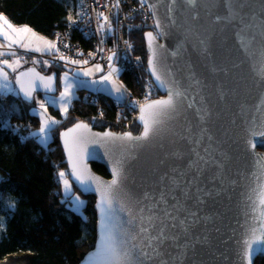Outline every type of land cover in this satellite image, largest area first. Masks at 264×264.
<instances>
[{
	"label": "snow or ice",
	"instance_id": "6c2138e0",
	"mask_svg": "<svg viewBox=\"0 0 264 264\" xmlns=\"http://www.w3.org/2000/svg\"><path fill=\"white\" fill-rule=\"evenodd\" d=\"M164 3V0H139L141 9L147 5V10L152 13L154 24L160 31L157 33L147 32L145 36L148 41V47L151 55L148 61L149 69L158 86L167 89V97L148 100L145 103L136 102L139 108L137 119L142 124V132L140 135L134 136L131 132L123 134H114L105 132L103 134L91 133L88 124L83 122L76 123L72 128L61 133L65 152L67 153L70 172L60 171L58 176L63 185L65 197L70 199L76 210L84 204L79 195L73 193L72 180L81 186L83 191L92 190L95 185V191L99 194V202L97 208L100 212V229L98 240L95 244L94 251L90 252L87 257V264H185L184 257L190 248H194L195 243H200V237H193L192 230L198 223V213L192 210L191 201L196 204L203 203V195H211L210 192L204 191L201 187V178L210 161L201 156L199 148L203 140V133L207 129L201 127V135L199 138L192 136H183L182 139L188 140L191 145L189 151L192 158L188 160L184 169L175 168L173 174H165L162 177L166 183L161 187L158 194L145 192L141 197L136 198L133 202L126 196L122 195V182L125 179V159L117 158L113 161L111 181H102L99 177L91 174L85 163L88 155L89 144H100L103 146H111L114 151L120 153H131V150L143 146V144L152 141L160 135L166 122L174 119L180 114V109L184 108V102L189 100L188 89L183 88L179 81L173 79L169 81L167 75L161 67L159 49L163 45L155 44L158 36L164 35L163 29L167 27L157 16V7ZM108 7V5H105ZM112 8L120 7V0H115L111 5ZM203 9L206 15L211 17V23L215 25L231 26L234 29V38L243 51L250 58L256 57L259 61L261 74L260 79L264 82V0H259V27L261 28L260 40L257 41V34L253 31L257 25V13L253 10V0H167L166 17L167 21L175 26L177 21L175 14L178 11L188 12L191 21H199L200 11ZM222 9V11H221ZM111 10V9H109ZM78 16L82 13H78ZM100 18L103 23H100ZM69 21L75 24L77 21L71 15ZM97 31H111V21L104 12L97 13ZM6 26V28H5ZM7 29V30H6ZM189 36H195L203 54L210 55L208 52L207 41L202 39L200 34L195 31L194 27L186 29ZM0 35L6 41H9L8 47L13 44L28 50L37 52H59L57 44L49 41L37 34L28 26L16 27L12 25L7 17L0 14ZM33 41H37V46L32 47ZM259 43V47L253 50V46ZM101 45L103 39H101ZM129 48L131 44L124 42ZM42 45V47H41ZM0 47H4L0 44ZM67 47V45H65ZM195 47V45H194ZM98 51H104L103 47ZM111 51V55L107 56L109 62L113 61L116 56L115 51ZM13 56L16 54L11 53ZM173 52L172 55H177ZM4 52H0V57L4 56ZM82 55V54H81ZM93 55V54H90ZM59 59L65 60L71 64H88V60H74L60 54ZM38 63V61H34ZM45 64L48 61L44 62ZM0 64L6 65L13 72L17 71L20 66L19 59L9 62L8 60H0ZM212 71H217L212 68ZM95 71H102L100 65H95ZM119 69L109 64V71L106 75L100 77L99 81L92 80V84L107 83L111 85L112 92L118 94V99L122 97V85H118L114 74ZM93 70L83 71L84 76H91ZM0 78L8 81V73L0 68ZM48 92L54 91L55 77L54 75L44 77L36 72L34 68L20 72L16 77V83L20 86V91L26 100L34 99L36 81ZM63 90L60 91L58 97H52L47 101H38L39 108L42 111L38 114L41 118L40 127L34 136H38L42 144L47 143L50 130L53 125L59 121L47 116L48 103L58 104L63 114H67L71 100L74 97L73 89L79 85L75 80L69 79L68 73H64L61 77ZM199 83V81H196ZM8 89V84H0V95L7 94L4 90ZM150 95V93H149ZM193 102L187 103V109H193ZM258 110L264 107V97L261 98V104L257 106ZM196 115L201 124L204 123L208 112L206 109L196 108ZM255 124V121H253ZM191 133V128L187 129ZM264 136V119L261 120L258 127L251 131V136ZM208 139L212 137L209 135ZM252 147L255 144L249 140ZM207 152V148L204 149ZM176 159L184 160V153H174ZM217 169L222 168L218 162L214 165ZM258 175L256 177V187L252 189L254 195H250L248 200L251 202L250 207L253 213L252 223L246 227L241 239L237 241L239 249L237 256L240 264H253V260L257 255H264V157L256 160ZM219 178L218 175L213 180ZM14 207V204L11 205ZM125 213L126 218H121L117 213Z\"/></svg>",
	"mask_w": 264,
	"mask_h": 264
},
{
	"label": "water",
	"instance_id": "95a60500",
	"mask_svg": "<svg viewBox=\"0 0 264 264\" xmlns=\"http://www.w3.org/2000/svg\"><path fill=\"white\" fill-rule=\"evenodd\" d=\"M155 2V0H150ZM166 4L161 3L157 7V16L167 25L163 29L164 35L158 36L155 44L163 45L159 49L162 70L167 75L169 81L175 79L180 82L183 88L188 89L189 100L184 102V108L180 109V114L166 122L160 135L150 142L143 144L139 148L131 150V153H120L114 151L111 146H101L100 144H89L88 155L85 159L91 174L99 177L102 181H111L113 161L123 157L125 159V179L122 182V195L131 201L141 197L145 192L158 194L161 187L166 183L162 180L165 174L172 175L175 168L184 169L188 160L192 158L189 151L191 145L188 140L182 139L183 136L199 138L201 127L207 129L203 133V140L199 148L201 156L206 157L210 163L201 178L200 185L211 195L203 196V203L196 204L191 201L192 210L198 213V223L192 230L193 237H200V243L190 248L187 256L183 259L185 264H240L237 256L239 241L245 232L246 227L252 223V211L248 197L254 195L252 189L256 187L257 181L254 173L258 175L256 160L262 158L257 153V148L264 147L258 139L264 136H251V131L259 126L264 119V107L258 110L261 98L264 97V82L261 81V68L256 57L250 58L237 44L234 38V29L231 26L215 25L211 23V17L206 15L201 8V19L191 21L188 12L178 11L175 14L176 25H171L166 17ZM254 11L257 13V27L253 31L257 34V41L260 40L261 28L259 27V0H253ZM222 11V9H221ZM194 27L202 39H206L208 52L210 55L203 54L196 40V37L189 36L186 29ZM160 30L145 31L143 38L146 48L149 50L148 61L151 50L145 36L147 32L157 33ZM253 46V50L258 49L259 43ZM195 45V47H194ZM178 52L177 55H172ZM147 61V70L153 86L159 91L160 95L155 99L167 97V89L158 86L152 76ZM217 71H212V68ZM34 68L41 76L48 77L54 75V91H46L36 81L35 91L39 95H54L57 93V74H45L37 66H30L16 73ZM199 81V83H196ZM19 97L26 100L20 86L16 83ZM195 102L193 109H187V103ZM34 100V99H33ZM196 108L206 109L208 115L203 124L198 120ZM139 108L137 109V117ZM136 122L141 126L139 133L131 131H112L110 128L105 130L96 129L92 124L83 120L89 125L91 133L103 134L112 132L123 134L131 132L134 136L142 132V124L137 119ZM255 121V124H253ZM76 122V123H78ZM76 123L70 125L72 128ZM67 128V129H69ZM191 128L192 132H187ZM60 132L59 141L64 152V159L67 170L70 172L67 153L65 152L63 139ZM212 139L209 140L208 136ZM251 140L255 147L249 143ZM207 148V152L204 149ZM174 153H184V160H178ZM222 165L217 169L215 163ZM93 163L102 165L108 170V177H103L92 169ZM219 178L213 180L214 176ZM72 184L83 196H93L95 198V211L97 212L96 240H98L100 229V212L97 208L99 194L94 190L83 191L74 179ZM121 218H126L125 213H117ZM95 247L88 251L78 264H87V255L94 251ZM257 255L254 260L258 259Z\"/></svg>",
	"mask_w": 264,
	"mask_h": 264
},
{
	"label": "trees",
	"instance_id": "16d2710c",
	"mask_svg": "<svg viewBox=\"0 0 264 264\" xmlns=\"http://www.w3.org/2000/svg\"><path fill=\"white\" fill-rule=\"evenodd\" d=\"M82 9V0H0V14L9 22L26 25L50 40L68 26L69 15L74 20L80 19L82 15L77 14L82 13ZM130 34L136 53L146 59V67L149 50L143 31ZM74 37H79L84 47L91 46L77 30ZM35 56L30 57L27 65L35 64ZM36 64L43 69V64ZM51 64L54 65L51 72L57 74L60 87L62 73L68 72V67L57 62ZM145 67L119 69V78L128 93L142 95L147 90V83L151 81ZM151 91L153 98L160 94L155 87ZM83 93L79 91V98L74 101L76 118L92 121L95 128L101 130L111 127L134 134L141 131L135 109L129 107L126 115L119 116L113 96L99 94L98 107L91 101L85 102ZM34 110L17 93L0 97V264H78L95 247L96 201L93 196H83L74 185L84 201L81 210L76 211L71 200L61 192L56 176L58 168L67 170L59 134L78 120L70 117L61 123L51 133L48 147L43 148L40 140L30 135L40 125ZM100 115L102 119L93 120ZM8 124L19 125L21 130L14 131ZM92 169L103 177L109 176L102 165L93 163ZM75 224H79L80 233L72 232ZM255 264H264V255L258 256Z\"/></svg>",
	"mask_w": 264,
	"mask_h": 264
},
{
	"label": "built area",
	"instance_id": "2783aa9c",
	"mask_svg": "<svg viewBox=\"0 0 264 264\" xmlns=\"http://www.w3.org/2000/svg\"><path fill=\"white\" fill-rule=\"evenodd\" d=\"M114 2L115 0H82L81 18L76 19L77 22L75 24L68 23V26L59 31L54 38V42L59 48V53L71 52L73 54L71 59L81 56H83L82 58L87 57L88 65H100L104 69L108 68L110 63L120 70H127L128 68L139 69L138 66H140V70L143 69L145 61L136 53V45L131 39L130 33L141 30L143 32L155 31L156 27L152 13L147 10V5H145L144 9L140 8L139 0H120L118 9L111 7ZM105 5H108V7H105ZM101 11L109 16L111 21L110 32L101 33L97 31V13ZM100 23H103L102 18H100ZM76 30L84 41H90V47H84L79 37H74ZM101 39H103L102 45L100 43ZM125 41L131 44L130 48L124 43ZM101 47H103L104 51H98ZM110 50L116 53L115 58L111 62L107 59V56L111 55ZM60 60L59 57L50 59L51 62L61 63L65 66V63ZM148 80H150V77ZM150 81L147 83L149 88L147 90H151L154 87L152 80ZM146 97L148 100L153 98V91H151L150 95L146 94L143 99H140L139 103H145ZM133 107L138 109L136 103L133 104ZM257 149V153L264 157V147Z\"/></svg>",
	"mask_w": 264,
	"mask_h": 264
},
{
	"label": "rangeland",
	"instance_id": "374dc122",
	"mask_svg": "<svg viewBox=\"0 0 264 264\" xmlns=\"http://www.w3.org/2000/svg\"><path fill=\"white\" fill-rule=\"evenodd\" d=\"M145 32V31H144ZM144 32H143V35H144ZM50 40V39H49ZM50 41H55V40H50ZM3 45H4V47H0V52H4L5 53V55L4 56H2V57H0V60H8L9 62H13V61H15V60H17V59H19V61H20V66L17 68V71L16 72H13L10 68H8L6 65H3V64H0V68H3L4 69V71H6L7 73H8V81H3V79L2 78H0V84H5V83H7L8 84V89H6V90H4L7 94H15V93H17L18 94V90H17V87H15V78H16V73H18L19 71H21V70H24L25 68H27V67H30V66H37V68L40 70V71H42L43 73H45V74H52V66H54L53 64H51V62H50V59L51 58H54V59H56V57H59L60 56V54H63L64 56H66V57H69V58H71L72 56H73V54L71 53V52H62V53H59V52H55V50H53V52H45V53H41V52H37V51H33V50H28V49H26V48H23V47H20V46H16V45H12L10 48L8 47V44L7 43H2ZM15 53L16 55L15 56H13L11 53ZM32 55L33 56H35V58L33 59L34 61H38V63H41V64H43V69L42 68H39V66L35 63V64H31V65H27L28 64V62H29V59H30V57H32ZM83 56H81V57H79V58H76V59H74V60H79V61H83V60H88V58L87 57H85V58H82ZM45 61H48V63L47 64H45L44 62ZM62 63H65V67L67 68L68 67V70H70V71H72V70H77V73H75V72H69L68 73V75H69V79H70V81L71 80H75L76 81V83L77 84H81V83H83L84 82V78L86 79V81H88L89 83L92 81V80H96V81H99L100 80V77H102V76H104V75H106L107 73H108V71H109V67L108 68H106V69H104L103 67V70L104 71H106V72H102V71H99V72H97V71H95V66H90L89 67V65H91V64H71V63H68L67 61H65V60H60ZM146 63V62H145ZM92 65H94V64H92ZM112 66H114V67H116L115 65H113L112 64ZM84 67H89V69H92L93 70V72H92V75L91 76H84L83 75V71H85L84 70ZM139 67V69H140V66H138ZM147 67V66H146ZM117 68V67H116ZM20 69V70H19ZM127 70H129V68L127 69ZM64 73L65 72H63L62 74L64 75ZM80 73H82V74H80ZM119 74H120V71H118V73H116V74H114V78L116 79V81H117V84L118 85H122V92H123V95H122V97H120L119 99L117 98L118 97V94H116V93H114V92H112V90H111V85L110 84H107V83H101L100 84V86L102 87L103 86V88L104 89H108V90H110V92H108V93H110V95L111 96H113V98H114V100H116V112H117V114L120 116L121 114H123V115H126L125 113H128L129 111L127 110V108H129V107H131V109L132 110H134L136 113H137V109L135 108V107H133V104L134 103H136V102H139V101H141L140 99H143L144 98V96L146 95V94H149V93H151V90H144L145 92L142 94V95H137V94H135V93H128V89H126V87L124 86V84H123V82H121V80H120V78H119ZM62 75V76H63ZM137 77H138V75H136ZM59 85H60V87H58V90H57V93L56 94H54V95H44V97H42V96H40L39 94H36V97L34 98V100H32V101H30V102H27V103H29V105H32V107H34V109H35V111H36V113H38L39 111H42L40 108H39V103H38V101H47V100H50L52 97H58L59 96V93H60V91H62L63 90V83H62V81H61V79H60V81H59ZM93 86H95V85H93ZM95 87H97V86H95ZM73 91H74V97L72 98V100H71V104H70V106H69V108H68V112H67V114L65 115V114H63L62 112H61V110H60V107H59V105L58 104H52V103H48V107H47V116H49V117H51V118H53V119H55V120H57V121H59V123L58 124H56V125H53L52 126V128H51V130H50V136H49V139H48V141H47V143H46V145L45 144H42V146H43V148H47L48 147V144H49V141L51 140L50 138H51V133L53 132V130L56 128V127H59V125L61 124V123H63V122H65V121H67V120H69L70 119V117L73 119V118H76V111H75V109H76V106L74 105V101L75 100H77L78 98H79V94H78V92L79 91H83L84 93V98H82L83 100H85V102H87V101H91V103L93 102V104L92 105H94V104H96L97 106H98V104H97V100L98 99H100L99 98V94H101V93H99V92H96V89L95 88H93V87H91L90 85H88V90H85V89H79L78 91H77V87H75L74 89H73ZM87 92V93H86ZM2 95H0V97H1ZM131 96V97H130ZM153 96H154V94H153ZM97 97H98V99H97ZM99 101V100H98ZM25 102V101H24ZM95 105V106H96ZM99 107V106H98ZM38 115V114H37ZM122 115V116H123ZM39 116V115H38ZM39 118H40V116H39ZM94 119H102V116L100 115V116H96L95 118H93V120ZM76 120H78V121H81L82 119L80 118H76ZM78 121H76V122H78ZM84 121V120H83ZM75 122V123H76ZM86 122V121H85ZM40 123H41V118H40ZM87 123H89V124H92L93 125V123H92V121H91V123L90 122H88L87 121ZM74 124V123H73ZM9 125V127L12 129V130H14V131H17V130H21L20 128H19V125H14V126H12L11 124H8ZM28 125V124H27ZM27 125H23V126H27ZM29 126V125H28ZM94 126V125H93ZM39 127H40V125L38 126V128H34L35 129V131L33 132V133H37L38 132V130H39ZM95 127V126H94ZM107 128H110L111 129V127H106V128H103L102 130H105V129H107ZM97 129V128H96ZM99 130H101V129H99ZM101 130V131H102ZM112 131H117V130H115V129H111ZM33 133L31 132L30 133V135L31 136H34L33 135ZM60 135V134H59ZM35 137V136H34ZM37 137V139H39V137L38 136H36ZM40 140V139H39ZM259 140V142L260 143H263L264 144V138H261V139H258ZM258 149H256V151H257ZM261 151V150H260ZM259 151V152H260ZM60 171H65V172H68V170H66V168H63V167H61V169L60 168H58L57 169V173H56V176H57V181L60 183V185H61V192H63V194H64V196H65V193H64V191H63V185H62V182L60 181V178H59V176H58V173L60 172ZM72 188H73V193L74 194H76V195H78V192L77 191H75V187H74V184H72ZM81 198V200H82V197H80ZM72 202V201H71ZM84 205V204H83ZM83 205L80 207V209L79 210H76L75 209V206L73 205V208L76 210V211H80L81 210V208L83 207ZM72 232H74V233H80L81 232V228H80V226H79V224H75V226H74V228L72 229Z\"/></svg>",
	"mask_w": 264,
	"mask_h": 264
},
{
	"label": "crops",
	"instance_id": "0c3cea01",
	"mask_svg": "<svg viewBox=\"0 0 264 264\" xmlns=\"http://www.w3.org/2000/svg\"><path fill=\"white\" fill-rule=\"evenodd\" d=\"M11 23V22H10ZM12 25H14V26H16V27H22V26H17V25H15V24H13V23H11ZM5 28H6V26H5ZM7 30V29H6ZM35 32V31H34ZM36 34H37V36H39V37H43V38H45V39H47V40H49V38H47L46 36L44 37V36H42L41 34H39V33H37V32H35ZM50 41V40H49ZM2 43H9V41H6L5 39H4V37L2 36V35H0V44H2ZM37 41H33V44H32V47L34 48V47H36L37 46ZM14 45H16V44H14ZM16 46H19V45H16ZM41 47H42V45H41ZM34 51V50H33ZM45 52H47V51H42L41 53H45ZM82 64V63H81ZM90 66H95V65H89V67ZM89 67H84V70H88L89 69ZM102 67V66H101ZM20 70V69H19ZM69 72H75V73H77V70H72V71H68L67 73H69ZM102 72H106V71H104L103 70V68H102ZM80 74H82V73H80ZM100 84L101 83H96V84H92L91 82L89 83L88 81H86V79L84 78V82L83 83H81V84H78L79 86L77 87V91L79 90V89H85V90H88V85H90L91 87H93V88H95L96 89V92H99V93H101V92H103V93H106V94H108L109 96H111L110 95V93H108V92H110V90H108V89H104L103 88V86L101 87L100 86ZM93 85H95V86H97V87H95V86H93ZM47 96V95H46ZM112 97V96H111Z\"/></svg>",
	"mask_w": 264,
	"mask_h": 264
},
{
	"label": "bare ground",
	"instance_id": "6f19581e",
	"mask_svg": "<svg viewBox=\"0 0 264 264\" xmlns=\"http://www.w3.org/2000/svg\"><path fill=\"white\" fill-rule=\"evenodd\" d=\"M142 57H143V56H142ZM142 59H143V60H146L145 58H142ZM147 61H148V59H147ZM146 65H147V64H146ZM154 87H155V86H154ZM1 97H2V96H1ZM157 97H158V96H157ZM155 98H156V97H155ZM155 98H151V99H155ZM151 99H150V100H151Z\"/></svg>",
	"mask_w": 264,
	"mask_h": 264
},
{
	"label": "flooded vegetation",
	"instance_id": "af4514ba",
	"mask_svg": "<svg viewBox=\"0 0 264 264\" xmlns=\"http://www.w3.org/2000/svg\"><path fill=\"white\" fill-rule=\"evenodd\" d=\"M160 95V94H159Z\"/></svg>",
	"mask_w": 264,
	"mask_h": 264
}]
</instances>
